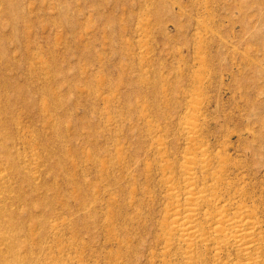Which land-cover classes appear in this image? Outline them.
I'll list each match as a JSON object with an SVG mask.
<instances>
[{"label":"rangeland","instance_id":"374dc122","mask_svg":"<svg viewBox=\"0 0 264 264\" xmlns=\"http://www.w3.org/2000/svg\"><path fill=\"white\" fill-rule=\"evenodd\" d=\"M0 179V264H264V0H0Z\"/></svg>","mask_w":264,"mask_h":264},{"label":"bare ground","instance_id":"6f19581e","mask_svg":"<svg viewBox=\"0 0 264 264\" xmlns=\"http://www.w3.org/2000/svg\"><path fill=\"white\" fill-rule=\"evenodd\" d=\"M166 1V0H165ZM172 5H174V3H172V4H170L169 3V5H167L168 6V8H170V6L172 7ZM193 158V160H194V157H192ZM195 160H197L196 158H195ZM194 160V161H195ZM191 161V160H190ZM198 162V161H197ZM192 163V162H191ZM193 163H195V162H193ZM4 172V171H3ZM187 174H189V175H191L192 173L189 171V173L187 172ZM193 176V175H192ZM4 177V176H3ZM187 177V176H186ZM189 178V177H188ZM1 180V179H0ZM188 180V179H187ZM195 182V181H194ZM188 184V183H187ZM193 183H191V185H192ZM196 184H197V182H196ZM189 185H190V183H189ZM204 185H206V183L204 184ZM192 186H195V184L194 185H192ZM191 186H189V188H190ZM189 188H183V189H189ZM192 188V187H191ZM197 188V187H196ZM195 188V189H196ZM200 188V187H199ZM198 188V189H199ZM209 188H211L210 186H209ZM208 189V188H207ZM172 190V189H171ZM193 190V189H192ZM201 190V189H200ZM203 190V189H202ZM189 191V190H188ZM182 192V191H181ZM180 192V193H181ZM184 192V191H183ZM199 192V191H198ZM177 193V192H176ZM179 193V194H180ZM185 193V192H184ZM193 193H195L194 191H193ZM210 193V192H209ZM214 193V192H213ZM191 194V193H190ZM2 195V194H1ZM194 195V194H193ZM193 195H191V196H193ZM206 195V194H205ZM215 195V194H214ZM179 196V195H178ZM196 196H198V195H196ZM200 196V195H199ZM198 196V197H199ZM207 196V195H206ZM206 196H204V194H202V197H199V198H197V200H202L203 202H205L206 201ZM186 197H187V194H186ZM188 197H190V196H188ZM188 197L186 198V199H188ZM194 197V196H193ZM210 197V196H209ZM0 198H1V196H0ZM190 199V198H189ZM192 199V198H191ZM194 200V199H193ZM205 200V201H204ZM181 201V200H180ZM191 201V200H190ZM184 202H186V201H184ZM189 202V201H188ZM198 203V202H197ZM1 204V203H0ZM179 204V203H178ZM185 204H188V203H185ZM206 204V203H205ZM188 205H190V204H188ZM192 205H193V202H192ZM183 206V205H182ZM208 206V205H207ZM180 207V204H179V206H178V208ZM190 207V206H189ZM188 207V208H189ZM195 207V206H194ZM203 207V206H202ZM187 208V209H188ZM190 208H192V207H190ZM2 209V208H1ZM199 209V208H198ZM224 209V208H223ZM179 210H181V209H179ZM184 210V209H183ZM194 210V209H193ZM188 211V210H187ZM189 211H191L192 212V210H189ZM241 211V210H240ZM179 212H181V211H179ZM190 212V213H191ZM207 212V211H206ZM193 213V212H192ZM199 213V212H198ZM216 214H217V212H215ZM215 213H213V214H215ZM220 214H221V212H219ZM238 213V212H237ZM247 213V212H246ZM177 214V213H176ZM182 214V213H181ZM206 214V213H205ZM242 215L244 214V213H241ZM248 214V213H247ZM208 215V214H207ZM210 215H211V213H210ZM226 215V214H225ZM228 215V214H227ZM237 215V214H236ZM249 215H250V213H249ZM176 216V215H175ZM195 215H193V217H194ZM204 216H206V215H204ZM219 216H221L220 218H217V219H221V221L222 222H224L225 221V219L223 218V212H222V214L221 215H219ZM219 216H217V217H219ZM232 216V215H231ZM239 216V215H238ZM180 217V216H179ZM198 217V216H197ZM216 217V216H215ZM225 217V216H224ZM227 217V216H226ZM225 217V218H226ZM232 217H234V216H232ZM237 217V216H236ZM236 217H234V218H236ZM182 218V217H181ZM185 218V217H184ZM189 220L188 221H186L185 223H180L179 225L178 224H176V225H178V229L183 233H181L182 235L181 236H184L185 235V237L186 236H190V235H192V237L194 236H196L195 238H199V236L197 237V232L198 231H195L196 229H194V224L196 223H194V220H193V218H192V216H190L189 215ZM244 218H247V217H245L244 216ZM249 218V217H248ZM7 219V218H6ZM177 219V218H176ZM176 219H175V222H176ZM179 219V218H178ZM185 219H187V217L185 218ZM184 219V220H185ZM209 219V218H208ZM227 219V218H226ZM227 220H229L228 222L230 223V226H226V225H224L223 223L221 224V221H219V224H216V226H217V229H215L216 230V232L217 233H219V234H221L222 235V237L223 236H225L226 238H224V239H226L227 240V238L228 239H231V240H233L236 244H238L239 246H241L240 248L241 249H246V251L245 252H247V249H249L250 248V245L249 244H251V242L249 243L248 242V240H249V238H251V237H248V236H252V233L251 232H249V231H247V229H249L250 227L251 228H253L252 226H254V228H255V223H252V226H249V223L247 222V223H243L242 224V221H240V222H238V223H234L233 222V220H232V218L230 217V219H227ZM244 221H245V219H243ZM205 221H208L207 219H205ZM210 221V220H209ZM214 221H215V219H214ZM239 221V220H238ZM183 222V221H182ZM235 222H236V219H235ZM178 223V222H177ZM227 223V222H226ZM197 224V223H196ZM9 224H7V226H8ZM55 225V224H54ZM57 225V224H56ZM202 225V224H201ZM215 225V224H214ZM6 226V227H7ZM200 226V225H199ZM214 227V226H213ZM229 227V228H228ZM8 228V227H7ZM55 228V227H54ZM196 228H197V225H196ZM199 229H200V227H198ZM209 228V227H208ZM250 228V230H252ZM207 229V228H206ZM210 229H211V226H210ZM256 229V228H255ZM201 230V229H200ZM8 231L9 230H2V228H1V230H0V241H2V240H10L9 238H11L9 235H8ZM205 231V230H204ZM212 231V230H211ZM247 231V232H246ZM175 232V231H174ZM177 232V231H176ZM206 232H207V230H206ZM254 232H255V230H254ZM201 233H203V232H201ZM213 234H214V232H212ZM180 234V233H179ZM206 234V233H205ZM200 235V234H199ZM204 235V234H203ZM220 236V235H219ZM218 236V237H219ZM192 237H190V238H192ZM204 237V236H203ZM207 237V236H206ZM215 237V236H214ZM254 237V236H253ZM252 237V238H253ZM187 238V237H186ZM194 238V239H195ZM205 238V237H204ZM217 238V237H216ZM220 238V237H219ZM189 239V238H188ZM187 239V240H188ZM203 240V239H202ZM205 240V239H204ZM210 240V239H209ZM252 240V239H251ZM253 240H256V238L254 237V239ZM11 241V240H10ZM191 241V240H190ZM212 241V240H211ZM217 241V240H216ZM220 241V240H219ZM222 241V240H221ZM223 241H225V240H223ZM222 241V242H223ZM3 242V241H2ZM192 243L194 242V241H191ZM228 242V241H227ZM198 243V242H197ZM218 244H219V242H217ZM226 243V242H225ZM229 243H231L230 241H229ZM256 243V242H255ZM223 244V243H222ZM233 244V243H232ZM192 245V244H191ZM193 246V245H192ZM220 246H221V244H220ZM253 246V245H252ZM194 247V246H193ZM214 247L216 248V246L214 245ZM223 247V246H222ZM190 248V247H189ZM252 248V247H251ZM223 248H221V250H222ZM240 249V250H241ZM216 250V249H215ZM218 250V249H217ZM244 251V250H243ZM219 252V251H218ZM221 252V251H220ZM223 252V251H222ZM251 252H252V250H251ZM248 253V252H247ZM258 253V252H257ZM254 254H255V252H254ZM220 255H221V253H220ZM219 256V255H218ZM247 257V256H246ZM256 257H258V256H256ZM259 257H260V255H259ZM1 258V257H0ZM249 258H250V256H249ZM250 260H251V262L253 261V259H251L250 258ZM255 261H257V260H254L253 262H254V264H255ZM251 262H249L250 264H253V263H251ZM17 263H19V264H21V261L19 260V259H17ZM32 263H33V261H32ZM235 263V262H234ZM249 263H247V264H249Z\"/></svg>","mask_w":264,"mask_h":264}]
</instances>
